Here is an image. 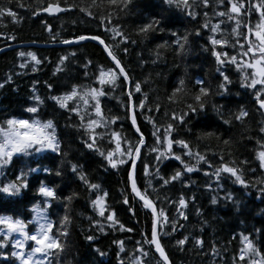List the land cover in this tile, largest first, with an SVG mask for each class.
<instances>
[{
    "label": "trees",
    "instance_id": "obj_1",
    "mask_svg": "<svg viewBox=\"0 0 264 264\" xmlns=\"http://www.w3.org/2000/svg\"><path fill=\"white\" fill-rule=\"evenodd\" d=\"M49 2L54 0H12L11 3H8V0H0V3L10 7L18 18H22L19 23H14L7 15L0 18V32L6 33L0 36V49L26 43L40 45L18 47L0 53V85H3L0 87V121L9 116L31 119L33 114L25 109L35 106L32 97L34 94L39 95L44 103L39 108L38 117L41 120L54 121L61 143V154L48 150L32 158H20L27 161L30 167H36V164L31 162L34 159L40 164V168L28 175L29 186L19 195L0 193V215L20 218L26 222L28 230H32L34 223H28L33 215L32 205L43 206L45 199L37 191L42 181L56 191L57 198L48 209L51 219L56 221L65 215L64 205H68L70 223L68 235L61 237V242L66 243V248L60 254L59 264H120L121 260L124 264H130L135 256H141L144 264H157L160 259L154 247L144 244L145 237L150 239L151 210L143 208L139 199L131 193L127 175L129 165L113 169L107 166L97 152L85 148L83 141L87 138V133L77 127L79 121L76 114L59 108L50 98L69 91L71 85L100 87L95 81L99 66L105 69L114 67V62L104 48L90 40L76 45H59L64 44L61 40H69L77 35L100 36L105 44L113 48L129 79L141 83V93H134L133 101L138 103L146 94V103L153 109L157 102L161 105L159 113L136 109L137 126L144 134L146 146L141 148L135 168V179L141 190L145 188L146 181L151 180L156 191L149 189L150 197L159 196L160 199L156 201L157 209L163 207L169 221L176 223L175 231H172L168 224L164 225L163 232L158 229L161 244L171 264H233L232 257L242 246L240 233L251 234L250 238L255 246L264 253V194L260 192L264 185L257 182L264 180V169L259 167L254 151L257 147L256 141H264V134L259 131L264 127V113L258 110L254 93L241 87L239 73L234 66H225V74L231 80V83L226 85L227 90L218 87L222 77L216 71L217 64L211 54L212 48L208 42L211 33L209 29L202 27L205 22L203 13L206 11L211 23L222 21L220 27L225 32L224 38L229 39L231 44L233 38L228 33L232 23L224 17L213 16L214 11L227 10V0L220 7H217L215 0H209L207 7L202 4L194 6L197 13L194 18L187 15L186 10L170 6L164 3V0H131L126 9L118 14L113 13L111 24L105 21L108 27L120 25V30L128 37L126 41H121L120 37L113 39L98 19L88 17L79 7H68L79 5L81 0H66V3L65 0H60L61 6L66 10L59 16L43 15L40 12L35 16L31 14L37 7H46ZM88 2L90 0H85V3ZM21 3L25 7H20ZM247 3L248 0H245L246 5ZM93 11L99 15L101 9ZM243 11L242 9V13ZM103 14H108L107 7L103 9ZM153 17L160 21L159 25L141 33L139 29ZM250 20L253 25L257 23L258 14L253 12ZM46 25H51V32L45 30ZM197 29L199 35L196 34ZM240 31L244 29L241 28ZM185 34L188 37L186 50L178 53L173 41ZM9 35L15 36V40L8 39ZM53 35H57L55 41L51 38ZM216 38L222 37L218 33ZM230 44L225 46L223 51L232 55L234 50ZM124 48L127 49V54L122 51ZM217 50L220 51L221 48L217 46ZM19 51L36 53L41 63L35 66V71L32 70L31 62L23 69L19 67ZM71 53H75V56L70 55ZM65 55L68 59L61 65L62 71H56L59 58ZM9 76L11 80L8 79ZM180 79H184L188 94L179 103H169L167 97L173 88L178 86ZM197 80H203L204 86L211 90L205 108L198 109L196 113L189 112L183 123L169 120L164 115L165 111H176L180 114L182 110L187 111L186 104L196 106L192 96L198 91ZM48 84L52 85L51 89L47 87ZM130 87L132 85L120 77L116 87L103 86L107 95L100 100L105 116L119 117L112 125V130L120 131L122 136L135 142L139 134L131 124V113L127 108V89ZM69 106H72V102H69ZM241 108L246 110L248 115L241 121H236L234 116ZM146 115L154 116L157 126L174 123L172 139L186 141L193 152L198 150L205 155L212 167L209 168L207 163L200 162L192 173H185L180 180L167 186H158L159 177H146L143 171L144 163L149 165L150 171H153V166L158 167L160 176L164 178L177 170L183 171V165L175 159V155H180L186 163H194L180 145L174 144L172 152L175 155H169L157 164L155 153L149 151L156 145L152 135L154 128L145 119ZM207 133L212 135H205ZM225 139L229 140L227 145L223 143ZM97 145L104 150L114 147L107 136L102 141L98 140ZM64 152L68 153L67 157L62 155ZM221 155L223 162L231 164V161H235L233 166L243 169V177L249 182L247 187L237 184L230 174L221 173L219 182L211 175H205V172L212 173L219 166ZM20 159L13 157V162L5 169L8 180L14 179L23 166ZM242 161L247 163L242 164ZM70 163L82 166L81 170L87 174V178L100 184L101 188L108 192L107 205L109 210L114 211L115 219L124 225L123 230L119 225L109 227L105 218L95 213L90 204L94 193L71 171ZM57 166L61 169L59 176L55 175ZM45 167L51 171L45 173ZM4 179L5 177H0V180ZM183 181L190 183L185 187ZM207 184H211V188L205 187ZM228 193H231L232 200L225 198ZM181 194L187 201V207L183 208L186 219L177 212ZM70 196V201L64 199ZM125 196L128 198L127 204L124 203ZM213 196L216 197L214 204L211 202ZM168 200L174 203H168ZM91 220H99L105 225L104 230L101 231L92 225ZM87 236H92L93 239L90 241ZM185 236L188 237L185 244L178 245L176 242ZM196 238L202 239L203 244L196 245ZM14 239L12 235L6 246L0 248V253H9L0 255V264H18L10 255ZM117 241H123V252L120 251ZM137 242L148 252L147 258L138 250ZM213 245L216 246L218 254L212 252ZM97 250L105 254L101 256ZM53 264L56 262L53 261ZM236 264L240 262L237 260Z\"/></svg>",
    "mask_w": 264,
    "mask_h": 264
},
{
    "label": "snow or ice",
    "instance_id": "obj_2",
    "mask_svg": "<svg viewBox=\"0 0 264 264\" xmlns=\"http://www.w3.org/2000/svg\"><path fill=\"white\" fill-rule=\"evenodd\" d=\"M11 2L12 0H8V3ZM130 3L131 0H90L88 3H85V0H81L79 5H68V7H79V10L88 17H95L98 19L101 26L105 28L106 32L111 34L113 39L115 37H120L121 41H126L128 37L120 30V25L117 24L108 27L107 24H111L113 13L118 14V12L126 9ZM164 3L178 9L186 10L187 15L194 18L197 15L194 6L202 4L204 7H207L209 5V0H191V3L190 0H164ZM215 3L217 7H220L224 5L225 0H215ZM227 4L228 8L226 11H214L213 16L224 17L227 21L232 23V27L228 33V35L233 38L231 44L229 39L224 38L225 32L220 27L222 21L217 20L216 23H211L208 12L205 11L203 13L205 22L202 24V27L209 29L211 33L208 36V42L212 48L211 54L215 58L217 64L216 71L222 77L218 87L225 91L227 90L226 85L230 84L231 80L229 76L225 74L227 71L225 66H234L239 73L241 87L247 88L254 93L255 104L258 106V110L264 113V0H248L247 5L245 4V0H227ZM20 7H25V5L21 3ZM105 7L108 9L107 15L103 14V9ZM93 9H101L100 14L97 15ZM242 9L244 10L243 13ZM64 10L60 0H54V2H49L46 7H37L31 14L33 16L38 15L39 12L54 14ZM253 12L258 14V22L254 25L250 20V16ZM5 15L9 16L14 23H19V20L22 19L18 18L17 14L12 11L10 7H6L0 3V18ZM105 21H107V24H105ZM0 23H2V19H0ZM159 23L160 21L153 17L148 23L144 24L139 31L141 33H146L149 29L159 25ZM241 28H243L244 31H240ZM45 30L51 32V25H46ZM218 33L222 38H216ZM196 34L199 35V29L196 30ZM3 35H6V33L0 32V36ZM57 35L51 37L53 41L57 39ZM7 38L15 40V36L9 35ZM86 39L99 41V43L104 46L108 57L114 62V67L105 69L103 66H99L98 75H95V81L98 82L100 87L71 85L69 91L50 98L56 102L59 108L66 109L70 113L76 114L79 121L77 127L83 129V131L87 133V138L83 141L85 148L97 152L106 162L107 166L113 169L121 165H129L127 175L131 193L139 199L143 208L151 210L150 239L145 237L144 244L154 247L155 252L158 253L160 259L157 264H161V262L162 264H171L165 248L161 244L158 229L160 232H163L164 225L168 224L171 226L172 231H175L176 223L175 221H169L163 207L157 209L156 201L160 199L159 196L155 198L150 197L149 189H151L152 192L156 191L151 180H147L145 188L141 190L135 179L136 163L140 158L141 148L146 146L144 134L141 132L139 126H137L136 109H140L142 112L159 113L161 105L157 102L153 109V107L146 103V94L139 99L138 103L133 101L134 93H141V83L129 79L125 68L121 65L113 48L105 44L100 36L89 37L87 35H77L69 40H61L60 42L70 44ZM173 44L176 46L178 53L181 52V50H186L188 44L187 34L182 37H177V39L173 41ZM229 44L234 50L232 55H229L227 51H223V48L229 46ZM217 46L221 48L220 51L217 50ZM237 49L238 51H236ZM122 51L124 54H127L126 48L122 49ZM17 55L21 58V63L19 65L21 69L29 66L31 62L32 70L35 71V66L41 63L36 53L32 51H19ZM70 55L75 56V53H71ZM67 59V55L59 58L56 71H62L61 65H63ZM88 63L90 64L91 61H88ZM85 67H87V65H85ZM85 75L87 76V72ZM120 77H122L127 84L132 85V87L127 89V108L131 113V124L135 127L136 133L139 134L135 142L129 141L126 137L122 136L120 131L112 130V125L116 123L119 117L105 116L101 106L100 98L107 95L103 90V86L109 85L113 88L116 87ZM8 79L11 80V76H9ZM196 84L199 85L198 91L192 96L196 106H193V104H186L185 107L187 111L182 110L180 114L176 111H165L164 115L168 117L169 120L183 123L189 112L196 113L198 109L203 110L205 108V102L211 90L209 87L204 86L203 80H197ZM2 86L3 85H0V87ZM47 87L51 89L52 85L48 84ZM33 92L35 93V87H33ZM187 94L185 81L184 79H180L178 86L173 88L167 100L169 103H179ZM32 99L35 102V106L25 109L26 112L33 114L31 119L9 116L7 119L0 121V177H5L4 180H0V193L10 196L19 195L23 189L28 188V175L38 171L40 168V164L36 160L33 159L31 161L36 164V167H30L27 161L20 158H32L48 150L61 154V143L57 136L54 121L52 119L41 120L38 117L39 108L44 103L43 99L36 94L33 95ZM69 102H72L71 107L69 106ZM247 115L248 112L241 108L238 114L234 116V119L236 121H241L243 118L247 117ZM145 119L151 123L154 128L152 135L156 146L150 148L149 151L155 153V162L157 164L161 159H166L169 155H175L172 152L174 144L180 145L181 148L185 150L186 155L194 161V163L189 164L186 163L180 155H175V159L180 161L183 165V171L177 170L167 178L160 176L158 167L153 166V171H150L149 165L144 163L143 171L145 176H152L153 178L159 177L158 186H167L172 182L180 180L185 173H192L196 170V166L199 165L200 162L207 163L209 168L212 167L211 163L207 161L206 156L202 155L198 150L193 152L186 141L182 139H172L171 134L174 131V123L169 122L166 126L163 124L157 126L154 116L146 115ZM225 123H229V121H225ZM97 129L100 130L97 131ZM161 129H163L162 133ZM259 131L261 134H264V127H261ZM205 135L212 134L207 133ZM106 136L109 142L114 144V147L108 150H104L97 145V141L104 140ZM223 143L227 145L229 140L225 139ZM256 145L257 147L254 149L255 158L259 161V167L264 169V141L257 140ZM62 155L67 157L68 153L64 152ZM13 157L20 159L23 166L18 170L14 179L8 180L6 178L5 169L13 162ZM220 160L221 163L212 173L205 172L206 176L211 175L219 182L221 173H226L230 174L237 184L245 187L248 186L249 182L244 179L242 174L243 169H238V167L233 166L235 165V161H231V164L225 163L223 162L222 155L220 156ZM241 163L244 164L247 162L242 161ZM70 168L73 173L77 174L78 179L88 190L94 193V199L90 200V204L95 213L99 217L105 218L109 227L119 225L123 230L124 225L120 224L119 220L115 219L114 211L109 210V206L107 205L108 192L103 190L100 184L91 182L87 178V174L81 170L82 166L70 163ZM43 170L45 173L51 171L47 167ZM55 175H61L59 166H57ZM257 182L264 185V180H258ZM183 183L185 187H187L190 181H183ZM205 187L211 188V184H207ZM37 191L45 199L43 201V206L40 204L32 205L31 211L33 215L28 223H34V230L29 232L26 222L20 218H14L11 215H0V234H2V238H0V248H4L9 238L14 233H18L21 238L12 240L13 250L10 253L18 264H53V261L59 264L60 254L66 248V243L61 242V237H66L68 235V225L70 223V216L67 214L68 205L67 203L64 205L65 215L54 221L50 218L48 209L51 208L52 201L57 198L55 189L45 185L41 181ZM260 192L264 194V187L260 188ZM225 198L228 200L233 199L231 193L226 194ZM64 199L70 201L72 197H65ZM192 199H194V197ZM211 202L213 204L216 203L215 196L212 197ZM124 203H128L127 196L124 197ZM168 203L174 202L168 200ZM178 205V214L186 219L183 208L187 207V201L183 194L179 196ZM129 211H131V209H129ZM91 224L98 227L101 231L104 230L105 225L99 220H91ZM57 225H59V227H57ZM128 231H132V229H128ZM250 236L251 234H239V240L242 246L238 249L237 254L232 257L233 264H236L237 260L240 264H245V261L247 264H264V253H261L255 246ZM86 238L90 241L93 239L92 236H87ZM187 239L188 237L185 236L176 243L183 246ZM29 241L32 242L30 246H28ZM116 243L120 245V251L123 252V241H117ZM195 244L202 245V239L196 238ZM137 245L143 257L147 258L148 252L144 249L143 245H140L139 242H137ZM97 251L99 252V250ZM212 252L217 253L215 245L212 247ZM104 254L103 252H99L101 256ZM0 255H9V253H0ZM117 255L119 256L120 253L118 252ZM120 264H124V261L121 260ZM130 264H144V261L141 256H135L131 259Z\"/></svg>",
    "mask_w": 264,
    "mask_h": 264
},
{
    "label": "water",
    "instance_id": "obj_3",
    "mask_svg": "<svg viewBox=\"0 0 264 264\" xmlns=\"http://www.w3.org/2000/svg\"><path fill=\"white\" fill-rule=\"evenodd\" d=\"M63 7V6H62ZM65 10L66 8L63 7ZM64 10V11H65ZM64 11L60 12V13H54V14H49V13H45V12H40V14H43V15H48V16H59L61 13H63ZM86 40H90V41H93L99 45H101L99 43V41H96V40H92V39H86ZM84 40V41H86ZM84 41H79V42H73V43H70V44H59V45H63V46H69V45H76V44H79V43H82ZM26 46H40V45H36V44H33V43H26V44H19V45H15V46H10V47H6V48H2L0 49V53H3L5 51H8V50H11V49H14V48H18V47H26ZM44 47H49V46H52V45H43ZM103 48L104 46L101 45ZM105 50V49H104ZM110 58V57H109ZM138 161V160H137Z\"/></svg>",
    "mask_w": 264,
    "mask_h": 264
},
{
    "label": "rangeland",
    "instance_id": "obj_4",
    "mask_svg": "<svg viewBox=\"0 0 264 264\" xmlns=\"http://www.w3.org/2000/svg\"><path fill=\"white\" fill-rule=\"evenodd\" d=\"M34 228H35V227H33V229H32V230H28V228H27V230H28L29 232H31V231H33V230H34ZM13 236L15 237V239H20V238H21V237H20V235H19L18 233H14V234H13ZM31 243H32V242H31V241H29V242H28V246H30V245H31Z\"/></svg>",
    "mask_w": 264,
    "mask_h": 264
},
{
    "label": "bare ground",
    "instance_id": "obj_5",
    "mask_svg": "<svg viewBox=\"0 0 264 264\" xmlns=\"http://www.w3.org/2000/svg\"><path fill=\"white\" fill-rule=\"evenodd\" d=\"M136 168V167H135Z\"/></svg>",
    "mask_w": 264,
    "mask_h": 264
}]
</instances>
